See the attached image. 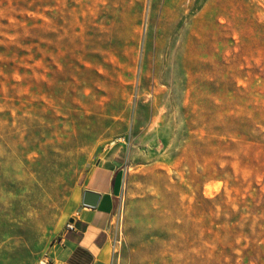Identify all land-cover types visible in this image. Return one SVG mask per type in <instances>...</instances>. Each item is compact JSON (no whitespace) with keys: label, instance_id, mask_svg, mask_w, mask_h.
Masks as SVG:
<instances>
[{"label":"rangeland","instance_id":"rangeland-1","mask_svg":"<svg viewBox=\"0 0 264 264\" xmlns=\"http://www.w3.org/2000/svg\"><path fill=\"white\" fill-rule=\"evenodd\" d=\"M115 152L107 264H242L264 0H0V264L58 261L72 196Z\"/></svg>","mask_w":264,"mask_h":264},{"label":"crops","instance_id":"crops-1","mask_svg":"<svg viewBox=\"0 0 264 264\" xmlns=\"http://www.w3.org/2000/svg\"><path fill=\"white\" fill-rule=\"evenodd\" d=\"M116 155L117 152L105 157L102 163L90 169L86 181L72 196L67 220L72 217L74 228L61 231L55 243L58 261L52 264H107L124 177L121 159ZM84 189L100 193L96 205L82 203Z\"/></svg>","mask_w":264,"mask_h":264},{"label":"trees","instance_id":"trees-1","mask_svg":"<svg viewBox=\"0 0 264 264\" xmlns=\"http://www.w3.org/2000/svg\"><path fill=\"white\" fill-rule=\"evenodd\" d=\"M246 204L247 209L235 213L236 220L240 218L239 214L246 213L242 218L243 222L240 220L243 225L241 227L236 224L231 225L230 231L233 236H230L229 239L241 236L251 240L245 248H242V254L239 255L242 258V264L245 260L254 261V264H264V196L260 199L247 197ZM251 227H253V234L249 233ZM241 243H245V238L242 239ZM222 249V257L229 256L233 259L237 257L236 254L232 253L230 246L225 245ZM226 262L228 263V261Z\"/></svg>","mask_w":264,"mask_h":264},{"label":"water","instance_id":"water-1","mask_svg":"<svg viewBox=\"0 0 264 264\" xmlns=\"http://www.w3.org/2000/svg\"><path fill=\"white\" fill-rule=\"evenodd\" d=\"M100 196V193L91 189H84L82 196V203L88 206H94L97 203V200ZM72 220V217L70 218Z\"/></svg>","mask_w":264,"mask_h":264},{"label":"built area","instance_id":"built-area-1","mask_svg":"<svg viewBox=\"0 0 264 264\" xmlns=\"http://www.w3.org/2000/svg\"><path fill=\"white\" fill-rule=\"evenodd\" d=\"M74 228V221L73 220H67L66 222V229H72Z\"/></svg>","mask_w":264,"mask_h":264}]
</instances>
